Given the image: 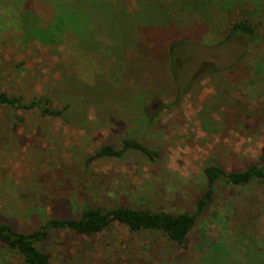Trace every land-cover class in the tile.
Returning <instances> with one entry per match:
<instances>
[{"label": "rangeland", "instance_id": "1", "mask_svg": "<svg viewBox=\"0 0 264 264\" xmlns=\"http://www.w3.org/2000/svg\"><path fill=\"white\" fill-rule=\"evenodd\" d=\"M47 3L0 0V92L60 112L0 106V224L29 234L86 206L191 212L206 165H264V0L81 2L86 31L23 40L47 25ZM243 16L256 40L217 44ZM124 139L157 155L88 160ZM34 247L49 264H264V184L217 183L183 246L114 222L90 236L50 229ZM0 264L22 260L0 243Z\"/></svg>", "mask_w": 264, "mask_h": 264}, {"label": "trees", "instance_id": "2", "mask_svg": "<svg viewBox=\"0 0 264 264\" xmlns=\"http://www.w3.org/2000/svg\"><path fill=\"white\" fill-rule=\"evenodd\" d=\"M77 4L69 6L63 0H47L49 9L52 10L48 16L47 25L41 28L34 26L26 28L23 40L35 39L41 43H58L60 36L66 32L78 34L86 27L87 19L83 17L82 5L94 9V0H76ZM98 12V11H97ZM122 12V11H119ZM95 13V12H94ZM116 13L115 17L120 18ZM31 18V17H30ZM112 19V17H111ZM34 24V23H32ZM86 31V30H84ZM256 24L249 17H240L229 21L225 25L224 36L217 44L226 42L235 36L256 40ZM82 37V36H80ZM182 41H174L167 47L169 63H173V49ZM0 106L30 110L34 109L41 115L58 116V110L50 109L40 100H31L24 103L20 96H8L0 92ZM131 149L139 152L142 156L151 160L157 153L143 146L133 139H124L120 142V149L113 150L109 146L98 149L88 160L103 157H117L124 150ZM205 179V188L194 201L191 212L168 214L164 212H147L130 208L113 207L102 211L91 206L82 207L77 218L49 219L46 220L36 231L29 234L15 233L8 225L0 224V243L8 250L14 251L22 260V264H49L48 254L37 250L35 242L45 239L50 229L68 230L83 236H90L105 230L111 223H119L130 232L156 231L159 232L168 242L176 246H183L186 235L195 226L197 218L204 212L213 199L217 183H224L229 186H248L252 183L264 184V165L250 164L241 170L224 171L215 164L206 165L202 169Z\"/></svg>", "mask_w": 264, "mask_h": 264}]
</instances>
